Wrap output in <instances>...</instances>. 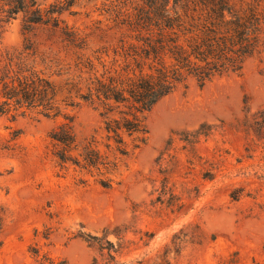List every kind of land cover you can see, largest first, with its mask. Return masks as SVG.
I'll use <instances>...</instances> for the list:
<instances>
[{"label":"rangeland","instance_id":"1","mask_svg":"<svg viewBox=\"0 0 264 264\" xmlns=\"http://www.w3.org/2000/svg\"><path fill=\"white\" fill-rule=\"evenodd\" d=\"M63 1L35 0L41 10ZM69 1L57 28L26 32L0 0V49L15 56L30 41L36 69L60 84L76 51L62 28L89 50L118 45L110 11L121 0ZM67 115L81 140L102 136L90 105ZM145 120V143L104 189L56 166L48 134L63 117L0 114V264H92L86 236L104 234L122 244L117 264H264V54L203 87L190 80Z\"/></svg>","mask_w":264,"mask_h":264},{"label":"trees","instance_id":"2","mask_svg":"<svg viewBox=\"0 0 264 264\" xmlns=\"http://www.w3.org/2000/svg\"><path fill=\"white\" fill-rule=\"evenodd\" d=\"M3 1L6 19L21 12L26 32L35 25L57 28L72 5L65 0L41 10L35 0ZM110 20L122 31L112 49L89 50L85 38L61 29L76 51L60 84L36 69L30 41L15 56L0 49V114L63 117L48 134L56 166L72 169L82 185L92 179L104 189L115 184L123 159L145 143V114L156 104L190 80L203 87L264 54V0H121ZM81 104L98 112L102 136L78 137L67 111ZM85 241L99 256L92 264H117L122 244L115 246L105 234Z\"/></svg>","mask_w":264,"mask_h":264}]
</instances>
